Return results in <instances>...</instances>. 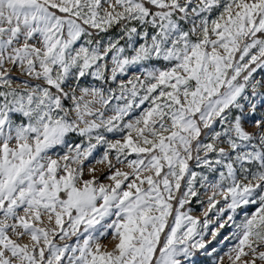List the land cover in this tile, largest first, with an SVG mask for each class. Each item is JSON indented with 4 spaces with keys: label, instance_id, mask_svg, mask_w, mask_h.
I'll return each instance as SVG.
<instances>
[{
    "label": "snow or ice",
    "instance_id": "obj_1",
    "mask_svg": "<svg viewBox=\"0 0 264 264\" xmlns=\"http://www.w3.org/2000/svg\"><path fill=\"white\" fill-rule=\"evenodd\" d=\"M0 264H264V0H0Z\"/></svg>",
    "mask_w": 264,
    "mask_h": 264
},
{
    "label": "rangeland",
    "instance_id": "obj_2",
    "mask_svg": "<svg viewBox=\"0 0 264 264\" xmlns=\"http://www.w3.org/2000/svg\"><path fill=\"white\" fill-rule=\"evenodd\" d=\"M109 136L111 137V134H109ZM97 167H103V166H97ZM221 203H223V201L221 202ZM218 207H219V205H218ZM227 211V210H226ZM197 214H200V213H197ZM209 217H212L213 218V222H212V224H210L209 225V228H212L215 224H216V220H215V217H214V211L213 212H209ZM204 217H203V215L201 214V219H203ZM221 232L222 233H224V234H227L226 232H224V230L223 229H221ZM212 243H215V241H212ZM225 243H227V242H225Z\"/></svg>",
    "mask_w": 264,
    "mask_h": 264
},
{
    "label": "trees",
    "instance_id": "obj_3",
    "mask_svg": "<svg viewBox=\"0 0 264 264\" xmlns=\"http://www.w3.org/2000/svg\"><path fill=\"white\" fill-rule=\"evenodd\" d=\"M78 142V141H77Z\"/></svg>",
    "mask_w": 264,
    "mask_h": 264
}]
</instances>
